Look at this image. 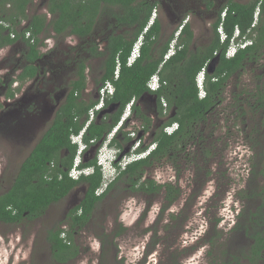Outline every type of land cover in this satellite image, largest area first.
<instances>
[{"label":"rangeland","instance_id":"obj_1","mask_svg":"<svg viewBox=\"0 0 264 264\" xmlns=\"http://www.w3.org/2000/svg\"><path fill=\"white\" fill-rule=\"evenodd\" d=\"M36 4L31 5L32 10ZM15 43L0 49V79L5 75L7 80L15 79L23 68L25 45ZM263 64L264 54L228 79L221 102L209 116L211 123L203 128L200 149L190 141L184 152L162 158L145 171L144 176L157 183L170 182L179 188L171 204L164 208L167 202L161 191H132L118 181L95 205L81 229L73 232L76 254L64 263L53 262L46 233L59 226L69 229L68 215L86 189V184H80L40 216H26L14 223L0 221V264H237L252 235L249 213L259 203L256 194L264 190V110L253 105L252 97L247 98L258 85L264 87ZM30 84L19 82L13 91L20 96ZM87 86V97L94 95L89 81ZM240 104L245 112L241 116ZM130 119L125 131H134V136L142 122L133 116ZM48 123L39 124L32 116L26 127L14 130L0 126L1 193L10 187L19 165ZM150 140L144 133L142 142L149 144ZM100 149L98 154L106 158H115L118 152L115 149L110 155ZM137 157L128 154L120 160L125 164ZM259 264H264V253Z\"/></svg>","mask_w":264,"mask_h":264},{"label":"trees","instance_id":"obj_2","mask_svg":"<svg viewBox=\"0 0 264 264\" xmlns=\"http://www.w3.org/2000/svg\"><path fill=\"white\" fill-rule=\"evenodd\" d=\"M6 1L12 5L8 9L10 10L9 13L4 9V2ZM101 1L49 0L46 9L52 18L46 23L45 14H34L28 17L26 9L31 0H0V22L7 24L5 26L0 23V49L20 40L27 50L25 54L27 63L21 73L18 74V79L22 82L35 74L36 67L28 61H33L41 54L40 47L43 45L45 35L39 36L40 33L44 34L46 28L51 27L55 34L64 31L65 34L86 35L91 26V23H87L88 20L93 21L94 14L99 15L103 11ZM116 1L126 6L124 20L128 21L130 25L138 23L136 37L131 42L122 40L110 44L107 67L101 79L103 84L110 81L113 86V93L104 98L105 107L112 102H120V108L114 115H105V117L110 118V121L104 117L99 122L92 121L85 129L83 141L89 148L104 135H108L120 120L126 105L146 92L155 94L161 115L164 114V111L171 112V117L164 126L177 123V128L172 133H166L162 128L149 144H141V140L138 141V146L135 149L136 154L146 151L150 145L153 146V149L148 154L126 163L116 178L101 193H98L97 189L103 183V172L97 166L96 158L81 163V167L94 166L93 172L80 175L78 179L71 178L68 172L72 166L77 146L71 144L70 135L77 134L83 129L89 119V109L98 101V98L92 97L87 102L83 100L80 92L86 87V76L84 73L85 65H80L79 79L72 82L73 88L69 97L56 112L52 124L44 131L38 142L19 165L10 188L0 194V221L14 223L21 221L26 216L31 218L42 215L51 203L67 196L76 186L86 184L83 198L78 205L71 209L68 215L69 229L59 226L49 229L46 233L53 262L64 263L76 254L73 232H78L81 229L89 219L95 205L112 190L118 181L124 182L132 191L145 194H157L161 191L163 192V199L167 202L164 208L171 204L179 195V188L170 182L157 183L151 177L144 176L145 171L162 158L169 159V156L176 152H184L183 150L190 141L199 145L198 148L200 149L205 137L203 128L209 125V122L211 123L209 116L215 112V108L221 102V94L228 79L237 73L238 69L244 68L243 62L246 61V58L255 62L264 53L263 1L261 3L260 22L254 28L256 37L253 44L239 50L232 58H226L222 53L212 73L207 71L205 65L211 58L214 49L219 47L218 42L206 54L202 56L192 55L190 58H186L183 63L181 60L184 56L180 51L163 61L165 49L157 57L151 54L154 36L157 35V26H153L145 32L140 56L133 64L128 65L127 60L134 41L146 27L152 9L143 6L135 7L131 4L133 0ZM235 6V9L229 10V14L223 22L224 30L228 35L227 42L236 24L244 33L246 29L250 28L253 21L255 5L247 7L238 4ZM91 7L93 8L91 9ZM232 10H234V14H231ZM22 19H28L25 26L20 24ZM218 22L219 20L216 26ZM25 32H29L30 36L24 39ZM118 62L120 64L119 73L118 77L115 78ZM262 66L264 67V64ZM202 68H205V94L200 97L196 77ZM154 74L158 75L160 86L157 90L152 91L147 87V81ZM13 94L14 92L11 90L8 91L7 95L12 96ZM251 97L253 105L264 110V87L258 85L253 95L247 98ZM243 101L241 100V102ZM242 105L237 107L238 112H240L239 116L245 114ZM132 110H135L136 116L142 119L143 130L148 131L151 124L149 117L135 104H133ZM122 127L124 126L122 125ZM122 127L112 138V144L117 148H121L117 134L122 131ZM66 150L69 152V157L63 155ZM262 174L264 175V173ZM258 193L263 195L264 190L260 189ZM262 199L264 200L263 196ZM254 215H258L260 218L259 213ZM171 216L173 217V215ZM248 219L252 223L253 232L251 236L255 241L252 255L259 258L264 246V239L260 238V235H263L264 230H257L259 226L254 225L252 219ZM253 256L251 258H254Z\"/></svg>","mask_w":264,"mask_h":264},{"label":"flooded vegetation","instance_id":"obj_3","mask_svg":"<svg viewBox=\"0 0 264 264\" xmlns=\"http://www.w3.org/2000/svg\"><path fill=\"white\" fill-rule=\"evenodd\" d=\"M263 1L264 0H133L131 4L135 7L143 6L144 8H151L154 10L153 18H151V16L149 17L146 27L137 36L138 38L142 35L143 44L145 32L153 26H157V35L154 36V44L151 49V54L154 57L159 56L161 51L165 49V53L163 55V60L165 61V57L167 54H170L171 50L173 55L180 51L184 56L183 60H181V63H183L186 58H190L192 55L196 54L198 56H202L206 54L213 47V45L218 42L219 47L214 49L211 58L206 64L207 71L212 73L214 71V66L218 62L222 53L223 56L226 57L232 43L231 38L234 37L236 28L239 37L243 38L244 41H247L245 43V48L253 44L254 38L256 37L254 28H256L260 22L262 13L261 3ZM48 2L49 0H35L34 3H37V7H40V5L43 6L46 10L45 14L47 15L48 12L46 8ZM32 3L33 0H31L30 4ZM100 4L103 6V11L99 15L94 14L93 21L88 20L87 23H91V26L86 35L82 36L61 33L57 36L44 37L45 40L43 39V45L45 41V48L40 51L41 54L34 58L33 61H28V63H32V65L36 67V71L33 76L26 80L28 83L31 82V84L20 94V96L16 95L13 90L19 85V82L22 83L18 79V74L21 73L27 63V59L25 57L27 51L26 49L22 53L24 61L23 68L17 73L15 79L7 80L6 75L4 78L0 79V89H2L0 97L2 96L3 98H0V126L14 130L19 127H26L32 116L36 117L39 124L49 122L48 125L50 126L56 117V112L70 95L73 88L72 82L79 79L78 72L81 64L85 65L84 73L86 76V87L80 92L83 100L87 102L90 97L96 99L99 98V89L103 85L101 79L107 67V58L109 55L108 49L110 44H115L121 42L122 40L129 43L136 37V32L138 30V23L130 25L128 21L124 20V13L126 9L125 5H122L116 0H102ZM238 4L247 7L255 5L253 21L250 28L246 29L244 33L241 32V29L236 24L227 42L226 40L228 35L224 30L223 22L229 14V10L231 8L235 9V5ZM29 5L27 4V14ZM10 7H12V5L9 1L4 2V9L7 10V13H9L10 10L8 9H10ZM93 7H91V9ZM231 14H234V10H232ZM104 18H107L108 21L105 22ZM25 20L26 19L21 20V26ZM218 20L219 22L216 26ZM222 32L225 34L224 36L220 34ZM225 37H227L225 41H222ZM249 61L254 62V60L252 61L246 58V61L243 62L244 67ZM119 66L120 64L118 62L116 67V70L118 69V73ZM241 70H243V68L238 69L237 72H240ZM45 74L49 77H45ZM88 81L91 85L90 88H94L95 90V94L89 97H87V92H89V89L87 88ZM39 86L43 87V90H39ZM57 86L60 90L56 89L58 88ZM11 90L15 94L8 96V91ZM108 95L109 94H107V96ZM133 104L138 106L140 109L141 107L146 109L144 113L151 121L148 131L145 132L143 130V125L141 123V130H139L134 136L131 135L134 134V131H125L126 129H129L128 126L131 121V116L142 122V119L136 116L135 110H132ZM132 106L130 115L122 123L124 127H122V125L119 127V129L122 127V131L117 134V139L121 142V148L115 147L118 151L116 154V160H118L119 155L123 151H125V154L120 159L126 157L128 154L138 155L137 158L146 155L147 152H142L140 154L135 153L138 141L141 140V144H145L142 142L144 133L149 134L150 139L152 140L159 130L169 126L164 125L167 121H169L171 112L167 116L166 114L169 112L164 111V114L162 115L159 113L155 94L147 92L144 93L136 100H133ZM119 108L120 102H112L106 107L103 105V107L96 112L94 117L89 122L87 120L81 131L85 132L86 127L92 121L99 122L102 117L110 121V118L105 117V115H114L117 111H119ZM101 112L103 113L101 114ZM117 131L115 133H117ZM124 132H126V134H124ZM77 134H75V136ZM109 134L110 133H108V135ZM108 135H104L98 142L83 150L82 162H88L93 158H96L102 142L108 137ZM114 136L109 138H113ZM135 142H137V145L132 150ZM63 155L69 157V152L66 150ZM120 159L118 161H120ZM133 160L135 159H132L131 161ZM9 188L5 189L2 193L6 192ZM82 188H84V186ZM85 190L86 189L84 188L83 192H85ZM2 193L0 192V194ZM256 196L259 199V203L256 204L257 207L253 209V212L249 213L251 217L247 216L253 220L254 225L256 224L259 226L257 230H264V225H262V223H264V200L262 199L264 194H256ZM255 213H259L260 218L258 215H254ZM241 217H243V215L241 216L240 214V218ZM249 231H252V225L249 227ZM260 238L264 239V233L263 235H260ZM254 244L255 241L251 236L247 248L245 247L246 252L240 259H237V264H259L263 258L264 246L261 249V257L258 258L252 255V248H254ZM251 256L254 258H251Z\"/></svg>","mask_w":264,"mask_h":264},{"label":"clouds","instance_id":"obj_4","mask_svg":"<svg viewBox=\"0 0 264 264\" xmlns=\"http://www.w3.org/2000/svg\"><path fill=\"white\" fill-rule=\"evenodd\" d=\"M5 26H7V24ZM220 34L224 35L223 32L220 33ZM140 36H142V35H140ZM226 38L227 37L223 38L222 41H225ZM142 40H143V37H142ZM231 40H232V43L230 45L229 51L226 54L227 58L234 57V54L237 51H239L241 49H244L246 47L245 43L247 41H244L243 38L239 37V34L237 33V28H236L234 37L231 38ZM135 43H136V41H135ZM139 56H140V51H139ZM135 60L133 61V63L135 62ZM205 67H206V65H205ZM204 69L205 68H202V70L200 71V73H198V75L196 77V82H197V87H198V90H199V96L200 97H203L204 94H205V90H204ZM199 80L203 81L202 85H199ZM159 86H160V80H159L158 75L157 74L152 75L149 78V80L147 81V87L150 90L155 91V90H157L159 88ZM163 105H164V103H163ZM116 125L113 127V129L111 130V132L108 135V137L102 142V144L100 146L101 149H104L105 151L110 153V155H111V153H113L115 151V146L112 144V138H109V137L113 136V134L119 129V127L122 124L119 125V127H117V129L114 130ZM176 128H177V123H172L171 125L165 127L164 131L166 133H172ZM83 135H84V131H80L76 136H75V134H71L70 135V142L77 146L76 154H75V156L73 158V161H72V166H71V168H70V170L68 172L69 176L71 178H73V179H78L80 177V175H87V174L93 172V170H94V166L81 167V163H83L82 162V160H83L82 159V152H83L84 149L88 148V145L83 141ZM151 149H153L152 145L144 152H147L146 154H148ZM117 161L118 160H116V156H115V158L114 157L106 158L104 154L102 155V154H98L97 153V155H96V164H97V166H99L101 168V170L103 172V183L99 187V189H98L99 192L97 191L98 193H101L102 192L101 190H104L107 187V185L116 178V176L118 175L119 171L126 164V163L122 164V160H120L119 162H117Z\"/></svg>","mask_w":264,"mask_h":264},{"label":"built area","instance_id":"obj_5","mask_svg":"<svg viewBox=\"0 0 264 264\" xmlns=\"http://www.w3.org/2000/svg\"><path fill=\"white\" fill-rule=\"evenodd\" d=\"M153 16H154V12H152L151 18H153ZM0 23H3V22H0ZM3 24H5V23H3ZM11 36H13V34H11ZM29 36H30V33L29 32H25V38H28ZM141 45H142V36L138 37V39L136 40V43H134V45L132 47L130 56H129L128 61H127L128 65H131L133 63V61L139 56V51H140ZM171 51H170V54H167V56L173 54V52L171 53ZM117 76H118V69L115 71L114 77L117 78ZM202 84H203V81L199 80V85H202ZM112 93H113L112 83L110 81L105 82L102 85V87L99 89L98 101L88 111V116H89L88 122L94 117L96 112L99 111L103 107L104 98L107 96V94H112ZM132 103H133V100L130 101L126 105V107L124 109V112H123L120 120L118 121L116 127L114 128V130L117 129V127H119V125H121L123 123V121L130 115Z\"/></svg>","mask_w":264,"mask_h":264},{"label":"crops","instance_id":"obj_6","mask_svg":"<svg viewBox=\"0 0 264 264\" xmlns=\"http://www.w3.org/2000/svg\"><path fill=\"white\" fill-rule=\"evenodd\" d=\"M35 2V0H33V3ZM32 3V4H33ZM32 4H30L29 6H28V17H31L32 15H34V14H45V12H46V10L43 8V6H41L40 5V7H37L35 10H32L31 9V5ZM30 12H31V14H30ZM50 18H52V15L48 12V14L46 15L45 14V19H46V23H48L49 22V20H50ZM61 33H64L65 34V32H61ZM61 33H58V34H55L53 31H52V29H51V27H48V28H46V31H45V33L44 34H42V33H40V35L39 36H41V35H45L46 37L47 36H57V35H59V34H61ZM17 43H19L20 42V44H24L22 41H20V40H17L16 41ZM16 44V43H15ZM15 44H12V45H10L11 47L12 46H15ZM42 48H43V45L41 46ZM41 48V49H42ZM2 49H4V48H2ZM40 49V50H41Z\"/></svg>","mask_w":264,"mask_h":264},{"label":"water","instance_id":"obj_7","mask_svg":"<svg viewBox=\"0 0 264 264\" xmlns=\"http://www.w3.org/2000/svg\"><path fill=\"white\" fill-rule=\"evenodd\" d=\"M103 112H101V114H102ZM127 151V150H126ZM125 154V151H123L120 155H119V158L118 159H120L123 155Z\"/></svg>","mask_w":264,"mask_h":264},{"label":"bare ground","instance_id":"obj_8","mask_svg":"<svg viewBox=\"0 0 264 264\" xmlns=\"http://www.w3.org/2000/svg\"><path fill=\"white\" fill-rule=\"evenodd\" d=\"M97 191H98V189H97Z\"/></svg>","mask_w":264,"mask_h":264}]
</instances>
